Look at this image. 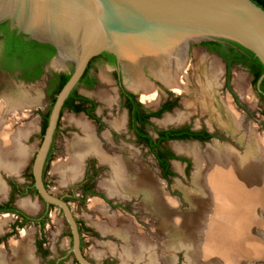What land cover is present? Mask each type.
<instances>
[{"label":"bare ground","instance_id":"bare-ground-1","mask_svg":"<svg viewBox=\"0 0 264 264\" xmlns=\"http://www.w3.org/2000/svg\"><path fill=\"white\" fill-rule=\"evenodd\" d=\"M142 61V57H138L133 62L136 71L129 85L130 90L143 92L150 87L141 75ZM145 61L149 74L163 86L171 85L177 91L184 87L188 91L180 82L179 75L174 74L175 62L181 69L185 65L181 59L170 61L167 57H146ZM55 62L63 68L60 62ZM215 62L211 61L209 68H200L197 77L199 89L195 91L199 98L196 97V100L201 110L208 112L211 120L235 138L243 150L220 144L206 148L195 144L174 147L175 152L191 157L194 162L190 188L183 189L188 204L186 210H181L176 200L164 194L161 184L147 167L129 159L122 149L120 156L103 153L93 135L92 126L86 122L78 121L76 124L84 137L75 138L67 145V161L61 160L54 165L61 179L72 180L77 178L81 163L87 156H96L107 164L109 177L101 181L100 188L110 198H138L139 205L152 212L155 234L166 238L160 254L165 264H173V255L177 251L185 253V264H255L264 259V235L261 232L264 229L261 218L264 213V140L256 136L255 130L242 134L241 117L224 103L220 105L215 94L218 80V65ZM34 97L29 98L26 93L18 91L4 95L6 106H0V171L9 175H16L25 162L28 150L22 146V141L29 134L30 126L13 131L5 116L11 110L18 111L38 103L40 95ZM192 106L191 102L187 105L189 108ZM183 118L181 115L169 116L165 122L171 124ZM3 191L0 181V194ZM20 206L29 213L35 211L34 205L27 201ZM92 207L104 216L108 215L99 204L94 202ZM108 219L111 226L97 225L101 233L112 232L125 243L134 242L133 251L123 247L126 258L133 256V259L141 260L148 255V264L157 263L155 247L146 239L137 238L129 221L110 216ZM6 221L7 217L0 219V231ZM27 235L23 232L21 240L11 243L13 255L8 263L0 254V264H34Z\"/></svg>","mask_w":264,"mask_h":264},{"label":"rangeland","instance_id":"rangeland-1","mask_svg":"<svg viewBox=\"0 0 264 264\" xmlns=\"http://www.w3.org/2000/svg\"><path fill=\"white\" fill-rule=\"evenodd\" d=\"M211 61L217 62H215L218 65L217 78L219 77V81L222 83L223 64L216 59L201 60L188 58L182 70H180V65L177 62L175 63L174 73H178L179 80L186 86L188 91L186 92L183 87L180 90L184 92L180 95V104L173 111L167 112L157 120H154L152 125L160 129L179 126H189L193 130L206 129L209 132H214L221 136L222 140L213 139L205 144H197L195 142H170L165 144L162 148L178 155L177 157L179 158L171 162L170 169L173 172V176L168 180H164L161 177V171L154 157L145 148L136 146L132 141L130 135L126 131V116L124 112L119 110V105L111 116H109L108 112L117 99V89L111 81L109 70L106 67H100L98 69L97 77L100 83L94 90L85 91L82 88H78V93L96 100L97 108L95 114L101 122L100 126L91 121L84 114H73L68 111L62 112L59 119L58 131L54 137L46 167L44 184L53 196L57 198L69 197L66 201L69 204L73 216L79 223L78 227L82 240V252L93 264H123L122 262L126 264H148L149 262L148 259H146L148 255H144L141 260H135L133 256L130 257L131 259L124 256L123 247L132 249L134 247V242L128 241L125 243V241L112 232L105 234L101 233L97 225H110L108 216L129 221L135 230L136 237L144 241L147 240L149 244L155 247L157 251L155 257L156 264H165L163 259L160 258V254L163 250L166 238L159 237L155 234V219L153 214L151 211L139 205L140 199L135 197H132V199L129 198L130 200L110 198L107 196V193L100 188L101 181L109 177L110 168L107 164L102 163L96 156L90 155L83 159L80 167L81 169L77 173V178L75 177L76 179H61L54 165H57L58 161L61 160L62 162L67 161V145L73 139L84 137L83 131L76 125L77 122H86L92 126L93 135L98 141L99 148L101 147L100 150L103 153L110 156H120L122 149L125 156H129V159L131 158L132 161L136 160L141 166L147 167L152 172L157 182L161 184L164 194L176 200L181 210H186L188 204L185 200L183 189L190 188L191 178L194 172V162L191 157L175 152L174 147L177 145L195 144L201 148H206L209 145L218 143L241 152L243 150L235 138L211 120L208 112L201 110V106L196 100V97L199 98L195 93V91L199 89L197 86L198 73L201 70L200 68H203L204 64L206 65L205 68H209ZM48 67L52 72L65 74H70L73 69L72 65L66 66L63 69L59 64L54 62V60L48 64ZM230 78L233 91L239 99L240 106L245 110L246 114L250 115L246 117L247 115L245 116L242 113L236 112L242 120L241 133L244 134L248 133L250 130H255V134L257 133L256 136L264 140V102L258 98L254 91L251 84V77L241 69H234L232 70ZM237 82H239V84H236ZM43 85V81H39L22 90L15 87L9 78L1 77L0 79V106H6L4 95H10L18 91L26 93L29 98L40 95L38 103L24 106L18 111L11 110L6 114L5 118L12 124L13 131L18 128L30 126L28 128V130L30 129L29 134L22 141V146L28 150V154L26 155L23 166L16 175H9L0 171V181L4 186V191L0 194V206L10 202L14 208L31 218H38L43 211V203L38 199L37 194L32 191L26 194H12L10 185L12 183L18 185L20 192H23L26 187L32 185V180L30 179V176H32V165L43 136H41V115H49L52 106L48 98L41 99L40 92L42 91ZM164 87L173 88L171 85H165ZM164 87L157 83L154 88L147 87L140 93L138 100L147 108L156 109L169 94L168 90ZM240 93L242 94L240 95ZM190 102L193 106L189 108L187 105ZM227 105L230 106L229 103H227ZM176 115H181L184 118L178 122L173 121L171 124L165 122L166 118L169 116L175 117ZM244 116L246 118H244ZM116 125L118 127H116ZM111 137L113 140H111ZM183 161L189 162L188 169H186L187 163ZM85 180H88L87 183H84ZM85 187H89L93 195L87 194L84 196L82 191ZM23 201H27L34 205L35 211L33 213L25 211L20 206ZM94 202L104 208V211L108 215L104 216L101 212L95 210L92 207ZM105 202L113 204V207L110 209L107 208ZM6 217H8L7 221L1 227L0 231V252L3 254V258L7 263L12 257V250L10 248L11 243L21 240V233L24 232L28 234L27 236L29 237L28 246L31 249V256L34 264H58L61 259H65L63 264H76L72 255L68 253L71 244L70 230L62 213L58 209L52 208L47 213L46 221L41 229H39L37 224H28L23 229H18L13 232V224L17 219L10 213L0 214V219ZM261 218L264 223V213ZM261 232L264 235V229H262ZM39 241L42 242V249L48 252L46 258H43L36 249L35 243ZM133 249L131 251H133ZM173 256V264H185V253L183 251H177ZM124 260L127 261L125 262ZM255 264H264V259Z\"/></svg>","mask_w":264,"mask_h":264},{"label":"water","instance_id":"water-1","mask_svg":"<svg viewBox=\"0 0 264 264\" xmlns=\"http://www.w3.org/2000/svg\"><path fill=\"white\" fill-rule=\"evenodd\" d=\"M2 24L23 41L53 48V60L63 69L73 67L51 106L31 175L37 197L46 207L61 211L70 230L68 253L77 264L93 263L81 250L78 225L68 203L47 190L43 170L63 105L88 63L101 54L113 56L123 72L125 89L132 93H142L129 89L138 57L143 59L140 71L150 87L156 83L164 87L149 74L146 57L179 58L186 63L190 46L201 42L237 44L264 67V10L251 0H0ZM189 58L208 59L195 46ZM263 79L264 73L256 82L262 96ZM118 105L117 98L109 116Z\"/></svg>","mask_w":264,"mask_h":264},{"label":"flooded vegetation","instance_id":"flooded-vegetation-1","mask_svg":"<svg viewBox=\"0 0 264 264\" xmlns=\"http://www.w3.org/2000/svg\"><path fill=\"white\" fill-rule=\"evenodd\" d=\"M4 38H5L4 32L0 31V79H1V77L7 78V79L9 78V80H11L12 84L15 87L20 88L22 90L28 88L29 86H31V85L39 82V81H43L44 85L42 87V91L40 92L41 93V99L42 98H48L50 100L49 93L50 92H54L56 87L58 86L57 84H53V85L50 84L51 75L53 73L65 74V73L52 72L50 70V68L48 67V64L54 59L55 55L51 58V60L44 67L43 74L41 75V77L38 80L34 81L33 83H26L23 80H19L18 79V77L20 75V72L15 71V72L11 73V72L7 71L4 68L8 64V60L6 59V57L4 55ZM24 42H26V41H24ZM26 43H30V42H26ZM204 43H213V44H219L221 46H225L223 41L201 42L199 44H193L189 48L188 58H189V55L191 53V48L193 46H195V47L199 48V50L202 53L207 55V57H208L207 60L216 59V60L220 61L223 64V73H222L223 74V79H222V83H220V81H219L220 79L218 77V81H217V84H216V87H217V85H218V87L215 88V94L217 93L216 94L217 100L219 101L220 105L224 103L225 106H227L228 108L232 109L235 113L239 112V113L244 114L245 116L247 115L246 117H249L250 115L246 114L245 110L239 104V99H238L236 93L233 91V88H232V85H231L230 76L232 74V70L241 69L247 75H249L251 77V81H252L251 73L245 67H243L240 64H235V65H232L231 67L228 68V61L222 59L218 55V53L216 51L211 50ZM40 46H44V45H40ZM222 50H224L226 53H228L230 55V57L232 58V52L230 53V51L227 48H224V47H223ZM36 52L38 54H40L41 56H45L47 53L50 52V50L38 47L36 49ZM68 66H70V65H68ZM100 67H106L109 70V77H110L111 81L114 83V85L116 86L117 98H118V101H119V110L124 112V114L126 116V131H127V133L130 135L132 141L134 142V144L136 146L145 148L154 157V159L157 162V166H158L159 170L161 171V177L164 180H168L171 176H168L167 178L163 177V170L159 167V164H158V161H157V153H162L163 154L162 157H163L164 161L169 164V170L170 171H171V169H170L171 162L179 159L172 152H170L168 150H164L162 148L165 144L170 143V142H196L198 144H205V143H207V142H209V141H211L213 139L222 140L221 136H219L218 134H215L214 132H209L206 129L193 130L189 126L170 127V128H163V129L155 128L152 125L153 121L157 120L158 118H160L165 113L173 111L180 104V99H181L180 95L183 94L184 92H182L180 90H178L180 92H176L177 90H175L174 88H167L169 94L166 96V99L161 103V105L158 108H156V109L147 108L146 106L141 104L140 100H138V96H140V93H135L134 94V93L129 92L128 90L125 89L124 84H123L124 75H123V72L121 70V67L116 63L115 58L113 56L109 55V54H101L98 57L92 59L88 63L87 68H86L82 78L80 79L78 85L72 91V92H75L76 95L88 100L90 103L81 104V102L76 101L74 103V105L75 106L76 105H80V107H81V111L80 112L75 113V112H73V111H71L69 109H63L61 111V114H62L63 111H68V112H71L73 114H84L87 118H89L91 121H93L98 126H100L101 122H100V120L98 119V117L95 114V111H96V108H97L96 100H94L92 98L85 97V96L81 95L80 93H78V88H82L85 91H92L98 86V84L100 83V80L97 77V72H98V69ZM203 67H206V65L204 64ZM182 69H180V70H182ZM92 83H94V84H92ZM164 85H166V84H164ZM254 91L256 92L257 96L260 95L256 91V88L254 89ZM258 98L261 99L259 96H258ZM227 103H229L230 106L227 105ZM158 113H160V115L159 116H155V114H158ZM61 114H60V116H61ZM245 116H244V118H246ZM58 124H59V121H58ZM57 131H58V125H57V128H56L54 137H55ZM221 131L223 133H225L223 130H221ZM176 132L180 133V134H183V135L184 134H194V135H197L198 138L197 139L190 138V139H186V140H169V139L166 138V135L171 134V133H176ZM207 137H208V139H206ZM111 140H113L112 137H111ZM53 141H54V138H53ZM148 143H150V144H152V145H154L156 147L151 150L148 147V145H147ZM214 144H218V143H214ZM51 149H52V145H51L48 157H50ZM165 153L172 154L176 159H169V157H166L164 155ZM48 157H47V160H46V163H45V166H44L45 172H46V167H47L48 160H49ZM183 162L187 163L186 169H188L189 162L188 161H183ZM44 170H43V173H44ZM43 181H44V176H43ZM87 181L88 180H85L84 183H87ZM13 185H15L18 188V192H14L13 191V187H12ZM10 188H11L12 194H15V193L16 194H20L21 193L19 191V186L16 185V184L12 183L10 185ZM30 188H31L30 186L26 187L23 192H26V191H27V193L31 192ZM32 188H33V186H32ZM88 188L89 187L83 188L82 192H83L84 196H86L87 194L93 195L92 190H90L91 193H85V190L88 189ZM24 194H26V193H24ZM67 198H69V197L68 196L62 197V199L66 203H67V201H66ZM8 203H10V202H8ZM105 204H106L107 208H109V209L113 207V204H108L106 202H105ZM10 206L13 207L11 203H10ZM43 206H44L43 211L38 216V218H31L30 216L26 215L29 218V220L27 222H25V223L23 222V219L21 217H19L17 214H15L13 212H5V213H2V214H9L10 213V214H12L13 216L16 217L17 220L13 224V232L17 231L18 229H23L28 224H37L39 229H41L44 226V223L46 221L47 213L52 208H54L52 206L46 207V205L44 203H43ZM107 208H106V210H107ZM77 225H79L78 222H77ZM78 230H79V233H80L79 227H78ZM22 233H21V236H22ZM80 240H81V235H80ZM39 242H41V241H39ZM39 242H36L35 246H36V249L39 252V254H41V256L43 257L42 251H45V250L42 249V246H41L42 244L40 246L38 245ZM81 250H82V240H81ZM12 255H13V253H12ZM46 257H43V258H46ZM64 262H65V259H63V260L61 259L58 264H63ZM74 262H75V260H74Z\"/></svg>","mask_w":264,"mask_h":264},{"label":"trees","instance_id":"trees-1","mask_svg":"<svg viewBox=\"0 0 264 264\" xmlns=\"http://www.w3.org/2000/svg\"><path fill=\"white\" fill-rule=\"evenodd\" d=\"M251 1L255 3L257 6H259L262 10H264V0H251ZM0 31L4 32L5 34L4 55L8 60V64L4 68L11 73L15 71L20 72L18 79L23 80L26 83H33L34 81L38 80L43 74L44 67L55 55L54 49L49 46H40L39 44L33 42L30 43L24 42L20 36H16L14 32H10L8 30L7 24L0 25ZM223 43L225 44V46H221L219 44H213V43H204V44L208 46L211 50L216 51L222 59L228 61V68L235 64H240L243 67H245L252 75L251 84L255 89L257 80L264 73V67L262 66V64L259 62L257 58L254 57V55L251 52L242 48L241 46L231 42L223 41ZM38 47L50 50V52L47 53L45 56H41L36 52V49ZM223 47L227 48L230 51V53L232 52V58L228 53L222 50ZM69 77H70L69 74L53 73L51 75L50 84L58 85L54 92L49 93L51 104L54 103L55 96L61 90L64 84L67 82ZM260 90L264 95V79L260 85ZM258 96L264 101V96L261 95ZM76 101L81 102V104L90 103L88 100L76 95L75 92H72V94H70L68 99L65 101L62 110L69 109L75 113L80 112L81 111L80 105H76V106L74 105ZM159 115L160 113L155 114V116H159ZM47 120H48V114L41 115V136L44 134L45 128L47 126ZM166 138L169 140H186L190 138L197 139L198 136L194 134L183 135L176 132L166 135ZM206 139H208V137ZM147 145L151 150L156 147L150 143H148ZM164 155L166 157H169V159H176L170 153H165ZM162 156H163L162 153H157V161L159 167L163 170V177L167 178L168 176H173V173L169 170V164L164 161ZM44 175H45V170L43 176ZM30 179L32 180L33 183L32 176H30ZM12 187L14 192H18V188L15 185H13ZM30 187H31L30 188L31 191L36 194V191L34 190V188H32V185ZM24 193H27V191L21 192L20 194H24ZM85 193H91L90 188L86 189ZM5 212H13L17 214L19 217L23 219L24 223L29 220V218L26 215L19 212L15 208L11 207L10 203H6L3 206H0V213H5ZM41 244L42 242L38 243L39 246ZM42 254L43 257H46L48 252L42 251Z\"/></svg>","mask_w":264,"mask_h":264}]
</instances>
